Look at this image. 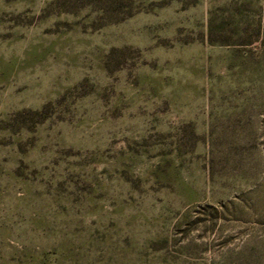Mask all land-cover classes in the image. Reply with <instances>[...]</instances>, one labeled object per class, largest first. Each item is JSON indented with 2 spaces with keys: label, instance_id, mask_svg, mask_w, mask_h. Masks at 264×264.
Instances as JSON below:
<instances>
[{
  "label": "rangeland",
  "instance_id": "obj_1",
  "mask_svg": "<svg viewBox=\"0 0 264 264\" xmlns=\"http://www.w3.org/2000/svg\"><path fill=\"white\" fill-rule=\"evenodd\" d=\"M0 264H264V0H0Z\"/></svg>",
  "mask_w": 264,
  "mask_h": 264
}]
</instances>
